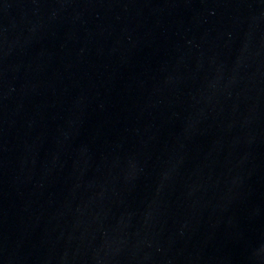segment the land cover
<instances>
[{
	"label": "water",
	"instance_id": "obj_1",
	"mask_svg": "<svg viewBox=\"0 0 264 264\" xmlns=\"http://www.w3.org/2000/svg\"><path fill=\"white\" fill-rule=\"evenodd\" d=\"M0 264H264V0H0Z\"/></svg>",
	"mask_w": 264,
	"mask_h": 264
}]
</instances>
